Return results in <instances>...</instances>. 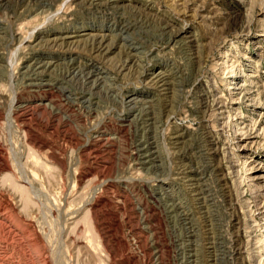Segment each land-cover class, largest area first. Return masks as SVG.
Returning a JSON list of instances; mask_svg holds the SVG:
<instances>
[{
	"label": "rangeland",
	"instance_id": "rangeland-1",
	"mask_svg": "<svg viewBox=\"0 0 264 264\" xmlns=\"http://www.w3.org/2000/svg\"><path fill=\"white\" fill-rule=\"evenodd\" d=\"M190 1L0 0V264H264V0Z\"/></svg>",
	"mask_w": 264,
	"mask_h": 264
},
{
	"label": "bare ground",
	"instance_id": "bare-ground-1",
	"mask_svg": "<svg viewBox=\"0 0 264 264\" xmlns=\"http://www.w3.org/2000/svg\"><path fill=\"white\" fill-rule=\"evenodd\" d=\"M188 1H190V0H188ZM200 1V0H199ZM184 2V1H183ZM191 2V1H190ZM194 2V1H193ZM181 3H182V1H181ZM181 3H180V5H181ZM186 3V2H185ZM196 2H194V4H195ZM198 3H200V2H198ZM192 4V3H191ZM197 5V4H196ZM203 5V4H202ZM183 6V5H182ZM183 7H185V6H183ZM203 6H201V8H202ZM198 8V7H197ZM213 9H214V7H213ZM193 10V9H192ZM212 10V9H211ZM194 11H195V9H194ZM218 11V10H217ZM197 12V11H196ZM199 12V11H198ZM214 12V11H213ZM214 14H215V12H214ZM214 14H212L213 16H215ZM217 14V13H216ZM219 15H222V12H221V14H219ZM198 16V15H197ZM196 16V17H197ZM201 16V15H200ZM210 15H208V17H209ZM218 16V15H217ZM213 18V17H212ZM218 18V17H217ZM205 19V18H204ZM202 20V19H201ZM202 21H204V20H202ZM213 22V21H212ZM129 23V22H128ZM136 23V22H135ZM204 23H205V21H204ZM127 24V23H126ZM135 25V24H134ZM208 25V24H207ZM123 27V26H122ZM159 27V26H158ZM211 27V26H210ZM216 27V26H215ZM126 28V27H125ZM128 28V27H127ZM167 28V27H166ZM213 28H214V26H213ZM214 29H216V28H214ZM161 30V29H160ZM163 31V30H162ZM176 31V30H175ZM160 32V31H159ZM161 33V32H160ZM164 33H165V31H164ZM175 34V33H174ZM213 34V33H212ZM173 35V34H172ZM213 36V35H212ZM143 37V36H142ZM172 37V36H171ZM142 39V38H141ZM191 40V39H190ZM85 45V44H84ZM111 45V44H110ZM110 45H108V46H106L105 48H108V49H110ZM89 46H90V48L91 49H94V50H97V51H100L102 48H103V46H104V38H101V39H99L98 41L97 40H94V41H92L90 44H89ZM212 46V45H211ZM124 63V62H123ZM122 63V64H123ZM42 66L43 67H46L47 66V64H42ZM122 66V65H121ZM84 67V66H83ZM29 68V67H28ZM69 68V67H68ZM83 69V68H82ZM34 70V69H33ZM30 71H31V69H30ZM34 72V71H33ZM84 72V71H83ZM90 72V71H89ZM70 75L71 73L70 72H68L67 73V75ZM82 75L83 73H82V70L80 69L78 72H77V75ZM33 75V74H32ZM38 75V74H37ZM80 75V76H81ZM89 77H86V81H88L90 78H92L91 80H90V82H92L94 85H101L102 84V82L103 81H101L100 80V78L99 77H93V75H91V73H89ZM63 76V75H62ZM87 76V75H86ZM96 76V75H95ZM53 77H55V76H53ZM57 77V76H56ZM85 77H83V79H84ZM58 79V78H57ZM56 79V80H57ZM64 78H62V80H63ZM55 80V81H56ZM64 81H66L65 79H64ZM64 83V82H63ZM84 83H85V81H84ZM110 86V85H109ZM52 87H54V86H52ZM83 91V90H82ZM91 91V90H90ZM63 93V92H62ZM91 94V93H90ZM53 95V94H52ZM62 96V95H61ZM91 96V95H90ZM67 99V98H66ZM132 102L133 103H139L140 102V100H138V99H136V98H133V100H132ZM204 103V102H203ZM136 105V104H135ZM140 105V104H139ZM204 105H205V107L206 108H209L210 106H209V104L207 103V102H205L204 103ZM134 108V107H133ZM19 110V109H18ZM13 111H14V109H13ZM145 139H147L146 137H145ZM216 149V148H215ZM225 175H222L220 178H219V180L220 181H223V180H225ZM224 182V181H223ZM261 187V186H260ZM224 188H226V189H223L221 192L224 194V195H226V196H229L230 195V191H231V188L229 187V186H225ZM252 188V187H251ZM250 189V188H249ZM209 191H210V189H209ZM213 192V191H212ZM217 192V191H216ZM200 194V193H199ZM211 194V193H210ZM220 195V194H219ZM222 198V197H221ZM227 198V197H226ZM206 200V199H205ZM223 202V201H222ZM226 202V201H225ZM228 202V201H227ZM226 202V203H227ZM233 202V201H232ZM233 204V203H232ZM227 206H229V203L228 204H226ZM225 205V206H226ZM230 205H231V201H230ZM174 206H175V204H174ZM229 208V207H228ZM169 209V208H168ZM174 209V208H173ZM168 211V210H167ZM171 211V210H170ZM206 211V210H205ZM177 212V211H176ZM175 212V213H176ZM8 213V212H7ZM7 213H5V212H0V215H6ZM210 213V212H209ZM214 214V213H213ZM8 215V214H7ZM179 215V214H178ZM211 215V214H210ZM9 216V215H8ZM174 216H177V215H174ZM170 217V216H169ZM173 218V217H172ZM171 219V218H170ZM179 219V218H178ZM11 220V219H10ZM210 220V219H209ZM212 220V219H211ZM235 220V219H234ZM185 221V220H184ZM213 221V220H212ZM188 222H190V221H188ZM237 222V221H236ZM185 223V222H184ZM192 223V222H191ZM211 222H209V224H210ZM177 224V223H176ZM208 224V225H209ZM235 224V223H234ZM183 225V224H182ZM213 225V224H212ZM189 227H190V225H188ZM187 229H189L188 227H187ZM186 229V230H187ZM192 229V228H191ZM192 231H190L189 232V234L191 233ZM22 233H23V231H22ZM192 234H193V232H192ZM182 235V234H181ZM180 236V235H179ZM180 238H182V237H180ZM179 240V239H178ZM181 241V240H180ZM191 247V246H190ZM177 248H178V246H177ZM193 248V247H192ZM179 249V248H178ZM4 252V251H3ZM190 253V252H189ZM192 253H194V252H192ZM239 260V259H238ZM244 260L245 259H243L239 264H245L244 263Z\"/></svg>",
	"mask_w": 264,
	"mask_h": 264
}]
</instances>
